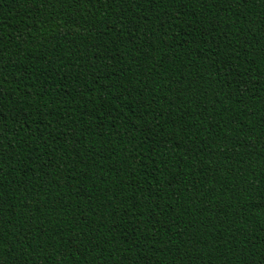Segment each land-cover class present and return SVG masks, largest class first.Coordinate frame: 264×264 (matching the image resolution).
<instances>
[{"label":"trees","instance_id":"16d2710c","mask_svg":"<svg viewBox=\"0 0 264 264\" xmlns=\"http://www.w3.org/2000/svg\"><path fill=\"white\" fill-rule=\"evenodd\" d=\"M0 264H264V0H0Z\"/></svg>","mask_w":264,"mask_h":264}]
</instances>
